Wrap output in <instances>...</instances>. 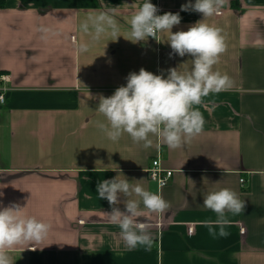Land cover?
<instances>
[{"label":"crops","instance_id":"crops-1","mask_svg":"<svg viewBox=\"0 0 264 264\" xmlns=\"http://www.w3.org/2000/svg\"><path fill=\"white\" fill-rule=\"evenodd\" d=\"M141 3L103 0L116 7L125 36ZM152 3L158 14L180 13L173 32L204 19L181 11L187 0ZM101 7L102 0H0V76L9 77L0 82L7 89L0 104V207L28 204L26 214L51 226L44 240L10 250L14 264H264V0H227L207 19L226 41L214 69L233 86L202 98L195 107L203 130L176 149L157 147L155 137L145 148L127 133L111 141L98 127L106 119L96 111L99 95L111 96L129 73L191 66L189 55L170 57V45L151 37L133 43L108 36L81 53L77 45L89 37L80 20ZM41 24L56 35L42 40ZM157 159L174 171L162 189L148 173ZM120 172L167 201L163 212L145 211L153 226L150 250L125 248L107 214L112 206L98 197L97 184ZM224 187L245 208L228 213L229 234L214 238L203 222L216 213L202 205V193Z\"/></svg>","mask_w":264,"mask_h":264},{"label":"clouds","instance_id":"clouds-1","mask_svg":"<svg viewBox=\"0 0 264 264\" xmlns=\"http://www.w3.org/2000/svg\"><path fill=\"white\" fill-rule=\"evenodd\" d=\"M226 2L187 0L181 5V11L202 13L204 19L191 25L188 30L175 32L172 29L180 24V13L169 11L158 14L159 9L152 0H142L139 7L134 8L127 21L126 36L121 35L116 7L104 6L103 0L101 9L80 20L79 30L89 37V41L77 45L81 53H87L91 43H98L108 36L115 38L110 41L123 36L133 43H146L151 37L170 45V57L177 54L191 57L188 69L182 70V65L186 63L163 70L160 74L141 68L139 72L129 73L126 84L118 87L111 96L99 95L96 111L106 119L99 122L98 127L109 140L118 141L127 133L133 142L142 143L145 148L153 145L155 137L157 147L164 144L169 149H176L203 130V116L195 106L202 103L203 97L233 86L232 78L227 73L214 69L220 55L226 50L222 29L207 22L209 17L221 12ZM37 31L45 41L56 35L51 27L43 24ZM162 33H167L166 40L161 39ZM152 178L157 179L155 175ZM141 180L130 181L120 172L97 184L98 197L106 199L112 206L111 211L107 212L108 217L119 228L128 250L137 247L151 249L153 226L145 217V211L160 213L168 207L161 193L145 187ZM202 195V205L216 213V219L204 221V226L214 238L227 236V228L232 223L228 213L240 214L244 211L245 201L228 187L208 189ZM121 197L124 199L121 200ZM121 203L123 210L119 207ZM27 206L13 202L0 207V264H14L10 250L26 242H40L48 236L50 224L35 215L26 214Z\"/></svg>","mask_w":264,"mask_h":264},{"label":"built area","instance_id":"built-area-1","mask_svg":"<svg viewBox=\"0 0 264 264\" xmlns=\"http://www.w3.org/2000/svg\"><path fill=\"white\" fill-rule=\"evenodd\" d=\"M9 77L7 76H0V82L4 81V80H8ZM6 91L7 89H3L0 88V104H5L6 101ZM149 173V178L152 182L157 183L158 187L160 189L165 188L167 185H169L171 183V181L173 180V176H174V171L173 170H169V169H165L162 164L161 161L159 159L154 160L152 163V166L149 168L148 170ZM155 175L157 177V179H153L152 176ZM158 181H162L163 183H158ZM244 179L242 180V184L244 183Z\"/></svg>","mask_w":264,"mask_h":264}]
</instances>
